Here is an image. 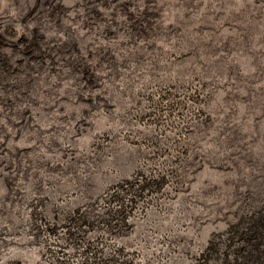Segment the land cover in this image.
Instances as JSON below:
<instances>
[{
	"label": "rangeland",
	"instance_id": "374dc122",
	"mask_svg": "<svg viewBox=\"0 0 264 264\" xmlns=\"http://www.w3.org/2000/svg\"><path fill=\"white\" fill-rule=\"evenodd\" d=\"M0 264H264V0H0Z\"/></svg>",
	"mask_w": 264,
	"mask_h": 264
}]
</instances>
